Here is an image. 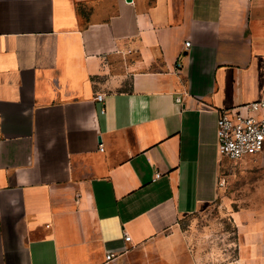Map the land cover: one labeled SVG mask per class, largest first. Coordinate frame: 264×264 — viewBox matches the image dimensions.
Listing matches in <instances>:
<instances>
[{
  "label": "crops",
  "instance_id": "0c3cea01",
  "mask_svg": "<svg viewBox=\"0 0 264 264\" xmlns=\"http://www.w3.org/2000/svg\"><path fill=\"white\" fill-rule=\"evenodd\" d=\"M261 99L264 0H0V264H264V193L228 247L159 246L217 203L219 114Z\"/></svg>",
  "mask_w": 264,
  "mask_h": 264
},
{
  "label": "rangeland",
  "instance_id": "374dc122",
  "mask_svg": "<svg viewBox=\"0 0 264 264\" xmlns=\"http://www.w3.org/2000/svg\"><path fill=\"white\" fill-rule=\"evenodd\" d=\"M228 162L230 166L222 174L220 196L213 209L206 214H195L183 220L178 229L181 234L172 239H163L159 246L189 247L191 251L204 245L213 248L228 247L229 241L235 238L236 231L230 215L232 209H242L247 200L264 193L251 187L253 184L250 178L255 170L250 163L246 164L241 160Z\"/></svg>",
  "mask_w": 264,
  "mask_h": 264
},
{
  "label": "built area",
  "instance_id": "2783aa9c",
  "mask_svg": "<svg viewBox=\"0 0 264 264\" xmlns=\"http://www.w3.org/2000/svg\"><path fill=\"white\" fill-rule=\"evenodd\" d=\"M190 46V42L186 43ZM96 101H103L99 94ZM180 102L181 99H178ZM217 122V149L219 154L228 160L237 161L245 157H252L264 152V99L243 105L237 109L225 110L219 114ZM99 151H104L100 145ZM160 173L154 177L159 179ZM125 236V241H130ZM118 254L110 252L106 255V263L115 262Z\"/></svg>",
  "mask_w": 264,
  "mask_h": 264
},
{
  "label": "water",
  "instance_id": "95a60500",
  "mask_svg": "<svg viewBox=\"0 0 264 264\" xmlns=\"http://www.w3.org/2000/svg\"><path fill=\"white\" fill-rule=\"evenodd\" d=\"M128 1H130V0H128Z\"/></svg>",
  "mask_w": 264,
  "mask_h": 264
}]
</instances>
